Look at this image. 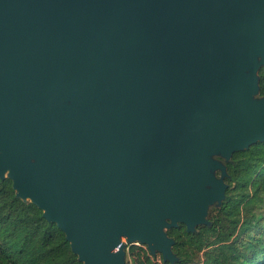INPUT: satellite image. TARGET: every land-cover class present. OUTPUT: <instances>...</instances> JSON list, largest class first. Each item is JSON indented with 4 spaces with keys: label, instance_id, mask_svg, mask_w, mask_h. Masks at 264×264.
Masks as SVG:
<instances>
[{
    "label": "water",
    "instance_id": "95a60500",
    "mask_svg": "<svg viewBox=\"0 0 264 264\" xmlns=\"http://www.w3.org/2000/svg\"><path fill=\"white\" fill-rule=\"evenodd\" d=\"M259 65L264 0H0V177L82 264H174L264 140Z\"/></svg>",
    "mask_w": 264,
    "mask_h": 264
},
{
    "label": "trees",
    "instance_id": "16d2710c",
    "mask_svg": "<svg viewBox=\"0 0 264 264\" xmlns=\"http://www.w3.org/2000/svg\"><path fill=\"white\" fill-rule=\"evenodd\" d=\"M226 164L225 197L209 207L210 223L166 228L178 256L174 264H264V140ZM41 211L15 194L9 177H0V264H82L63 230ZM125 251V264H171L143 243L130 242Z\"/></svg>",
    "mask_w": 264,
    "mask_h": 264
},
{
    "label": "flooded vegetation",
    "instance_id": "af4514ba",
    "mask_svg": "<svg viewBox=\"0 0 264 264\" xmlns=\"http://www.w3.org/2000/svg\"><path fill=\"white\" fill-rule=\"evenodd\" d=\"M257 74H258V83H259V94H264V92L260 91V83L262 80H264V66L263 65H259V67L257 68ZM236 152L234 151L231 155V158H233L234 156H236ZM234 162H238L236 159Z\"/></svg>",
    "mask_w": 264,
    "mask_h": 264
},
{
    "label": "rangeland",
    "instance_id": "374dc122",
    "mask_svg": "<svg viewBox=\"0 0 264 264\" xmlns=\"http://www.w3.org/2000/svg\"><path fill=\"white\" fill-rule=\"evenodd\" d=\"M207 217H208V213H207ZM139 243H141V242H139ZM143 244H144V243H143ZM145 245H146V244H145ZM155 256H157L158 260H160V258H161V254H160V252H156Z\"/></svg>",
    "mask_w": 264,
    "mask_h": 264
},
{
    "label": "built area",
    "instance_id": "2783aa9c",
    "mask_svg": "<svg viewBox=\"0 0 264 264\" xmlns=\"http://www.w3.org/2000/svg\"><path fill=\"white\" fill-rule=\"evenodd\" d=\"M122 240H125V237H121ZM130 242H126V245ZM134 243H139V242H134Z\"/></svg>",
    "mask_w": 264,
    "mask_h": 264
}]
</instances>
